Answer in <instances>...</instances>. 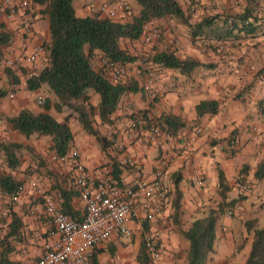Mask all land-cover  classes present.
<instances>
[{
  "label": "crops",
  "instance_id": "crops-1",
  "mask_svg": "<svg viewBox=\"0 0 264 264\" xmlns=\"http://www.w3.org/2000/svg\"><path fill=\"white\" fill-rule=\"evenodd\" d=\"M100 1L77 0L76 4L73 5L72 2V5L76 15L84 16L97 11ZM178 2H186V0H178ZM244 4V0H241V4L234 11H241ZM181 6L183 8V5ZM228 6L231 5L228 3L222 5L221 10L230 11ZM39 8L40 5L31 2L27 10L32 26V36L25 42L27 47L36 41L44 44L48 42V22H41L45 15L41 14ZM136 12L137 10L132 11V9L120 11L117 19L127 20ZM0 21L12 34L9 43L0 45V54H8L10 47H13L14 52L17 53L20 50L18 29L13 27V20L5 17L2 10ZM170 23L175 25L178 22L172 19ZM217 23L220 24V20H217ZM216 26L211 27L213 33L218 29ZM164 34L169 36V30L165 29ZM234 35L235 38L227 34V38L217 41L220 46L219 51L211 49L202 51L190 47L189 50L180 52L176 38V42L169 47L174 49L177 56L189 54L201 62H206L207 57L211 58L210 65L196 66L186 74L173 68L152 64L149 56L157 47L151 46L154 44H143L138 38L121 39L120 45L127 52L144 54L148 60L142 66L138 63L126 72L124 78H129L132 74L140 89L123 93L111 114V121L102 123L103 127L99 132L111 139V144L101 150L94 136L82 129L74 114L67 119L72 134L69 146L72 141L78 143L82 161L92 173L111 172L112 165H115L119 180L151 178L158 160L164 161L166 198L160 211L149 220L142 219L140 223L131 221L129 223L131 233L128 237L113 235L96 243L91 250L96 258V264H138L136 253L142 243L144 230L155 233L158 239L159 257L151 264H185L187 240L180 231L185 230L194 217L203 215L209 208H215L216 203L221 199L218 193V169L221 170L225 182L230 187L226 191V199L234 197L233 188L238 183L237 176L241 175L239 170L242 164H246V172L242 175L243 180L251 181L248 196L256 200L260 199L259 201L264 200V177L256 178L253 175L257 163L264 157V34L252 37L235 32ZM244 40L247 45L244 44ZM174 45L177 48H174ZM93 60L100 63L98 55ZM133 63L135 60L127 62V66ZM149 71L155 72L154 79L150 83L147 82ZM13 74L15 78L9 77L6 72L1 73L0 87L7 88L0 92L1 122H4V115L14 114L21 107H27L32 111L43 110L42 105L35 104L32 98L33 96L36 98L37 94L51 101L55 99L54 94L43 86L44 83H41L37 89H28L25 86L24 73L13 71ZM8 80L13 82L9 84ZM145 85L149 87L145 88ZM88 92L97 101V94L91 89H88ZM204 98L218 100V110L213 114L196 116L194 104ZM142 110H146L145 115L152 118L161 112L171 111L181 117L184 125L172 136L163 133L161 145L143 148L140 146L139 138L133 135L137 129L144 130L145 119L141 114ZM47 111L57 120H63V115L67 112L64 108L56 111L52 105ZM94 119L95 122L100 123L96 114ZM198 125L204 126V131L195 133L194 128ZM6 126L7 131L0 130V137L6 132L4 135L6 140L22 142V149L27 152L29 150L25 145H29L39 156L44 152L41 157L45 164L44 166L37 165V162L35 164L33 160L35 158L30 154L23 160L21 156V163L18 165L21 170L17 167L8 169L6 166L5 170L8 169L13 178L20 182H24L28 176H35L52 193L59 206L63 208L66 203L69 208L66 212L80 216L82 203L76 191L71 188L75 185L69 161L50 159V153L53 151L49 148L47 136L25 137L7 124ZM233 134L236 136L234 147L236 151L233 154L215 147V142L224 141V138ZM114 142H121L122 147H116ZM128 158L133 160V165L125 163V159ZM28 163L31 165L28 166L31 171L23 167ZM175 188L179 191L177 222L172 217ZM32 206H35L33 210ZM258 207L264 214V204ZM2 209H6V213L0 214V236L10 220L8 211L14 212L21 222L17 235L10 236L12 246L4 254L7 260L4 262L23 263L32 260L38 256L44 241L56 237L52 227L45 222L39 197L29 185L16 199H10L0 190V213ZM263 221L264 217L259 225ZM239 235L247 237L242 244L238 242ZM249 245L250 234L245 230L243 223L234 221L222 212L215 224L213 251L210 252L206 264H242ZM1 260L3 261L2 258Z\"/></svg>",
  "mask_w": 264,
  "mask_h": 264
},
{
  "label": "trees",
  "instance_id": "trees-1",
  "mask_svg": "<svg viewBox=\"0 0 264 264\" xmlns=\"http://www.w3.org/2000/svg\"><path fill=\"white\" fill-rule=\"evenodd\" d=\"M29 1L41 5L39 10L47 18L49 38L45 47L48 63L36 76H28L25 79V86L28 89H37L41 83H45L55 99L50 103V100L44 97L43 110L32 111L27 107H21L14 114L4 115L3 121L25 137L47 136L50 150L57 154H65L68 150L72 134L66 121L72 114L82 129L94 136L101 150L111 144L112 140L100 133L93 125L92 116L96 114L100 123H109L121 95L127 91H137L140 86L132 77L124 80H110L101 60L134 61L135 57L121 47L120 40L137 39L146 21L168 16L185 25L191 40L194 41L204 37L219 41L227 38V34L235 38V32L252 37L264 34V0H244L245 4L241 11H221L191 21L189 12L182 8L178 0H135L139 8L127 20L111 18L100 14L99 11L84 16L76 15L72 0ZM217 20H220V24ZM214 25H217L218 29L213 33L211 27ZM11 35L0 21V45L9 43ZM209 44L214 45L213 48L217 46L211 42ZM97 55L100 58V65L94 66L92 60ZM149 59L156 66L173 68L183 74L189 73L196 66L211 64L201 62L189 54L177 56L174 49L170 47L164 50L154 49ZM5 70L9 77L15 78L8 67ZM8 82L11 84L13 81L8 80ZM88 89L97 94L95 104L90 101ZM5 90L7 88L1 87L0 92ZM50 105L56 111H61L63 108L67 110L63 120H57L47 111ZM218 107L219 101L214 98H204L194 104L196 116L205 113L213 114ZM145 112L146 110L141 111L145 119L144 128L151 123L157 124L164 134L172 136L184 125L181 117L171 111L161 112L154 118L146 116ZM229 136L224 139L227 140ZM22 147L23 143L19 141L0 140V153L6 168L14 169L20 165ZM25 147L36 159L37 165H41L43 158L34 153L29 145ZM224 149L230 154L236 151L234 147ZM246 168V164H242L239 170L241 175L237 176L238 183L244 181L242 173L246 172ZM8 169L0 172V190L11 193L20 180L13 178ZM111 174L118 176L115 165H112ZM253 175L256 178L264 177V157L257 163ZM217 177L218 193L221 199L216 203V207L209 208L203 215L194 217L188 227L180 231L187 240L185 264H206V260L210 258V252L213 251L217 218L224 206L230 207L238 200L236 197L226 199L229 186L220 169H218ZM71 188L78 194L77 187L71 186ZM172 205V217L177 222L179 207L177 188L174 189ZM59 207L65 212L69 211L66 203L63 208ZM8 213H10L8 226L0 236V257L3 261H7L4 254L12 246L10 236L17 235L21 223L14 212L8 211ZM243 225L245 230L250 232V245L242 264H264V221L261 225H257L256 218H245ZM136 260L138 264L152 262L143 242L137 250ZM96 263L94 253H91V264Z\"/></svg>",
  "mask_w": 264,
  "mask_h": 264
},
{
  "label": "built area",
  "instance_id": "built-area-1",
  "mask_svg": "<svg viewBox=\"0 0 264 264\" xmlns=\"http://www.w3.org/2000/svg\"><path fill=\"white\" fill-rule=\"evenodd\" d=\"M29 0H3L2 4L8 7L6 16L12 19L13 27L19 31L20 50L15 53L13 47L8 48V54H0V67H8L13 71L23 72L26 78L36 76L48 63L47 49L43 42H32L27 47L26 39L32 36L31 20L27 10ZM97 11L102 15L119 18L120 11H130L129 4L123 0L108 2L101 0ZM172 18L168 16L152 18L142 26L138 39L143 44H154L157 50L169 48L172 37L164 34L166 26ZM107 74L112 81L122 80L127 72V62L110 61L102 59ZM24 69V70H22ZM155 72H148L147 82L153 81ZM149 85H145L148 88ZM11 95V93L9 92ZM36 101L43 105L44 96L37 94ZM204 131V126H196L195 133ZM134 136L139 138L140 146L157 147L163 140V132L157 124H149L141 131L137 129ZM118 148L121 142H114ZM236 136L231 135L225 141L215 142L218 149L235 147ZM50 159L54 161L68 160L72 170L73 183L78 188V196L82 203L80 216L60 209L54 200L52 193L45 188L35 176H28L24 182L18 183L11 193L2 192L10 199H16L29 185L40 199L45 216V222L52 227L56 237L43 242L37 257L23 263L4 262L0 258V264H90L91 250L93 246L113 235L128 237L131 233L129 223L141 222L142 219H151L160 211L166 198V186L164 178L166 171L164 161L159 159L157 167L151 178L138 177L132 181H122L111 174L110 171L90 172L82 161L81 151L76 141H72L65 154L50 153ZM125 163L133 165L132 159H125ZM250 189L249 181H242L234 186L233 191L245 193ZM35 206H32L33 210ZM138 212H140L138 214ZM227 210V216L230 214ZM2 214L6 209L1 210ZM142 242L151 260L159 257L158 239L155 233L144 230Z\"/></svg>",
  "mask_w": 264,
  "mask_h": 264
},
{
  "label": "rangeland",
  "instance_id": "rangeland-1",
  "mask_svg": "<svg viewBox=\"0 0 264 264\" xmlns=\"http://www.w3.org/2000/svg\"><path fill=\"white\" fill-rule=\"evenodd\" d=\"M13 1H15V0H13ZM92 1H94V0H91V2ZM127 1H128L127 3L129 4L130 10L131 9H132V11L138 10L139 5L135 0H127ZM2 2H3V0H0V9L2 10V12H4L5 17H7L6 14L8 12V7L4 6L2 4ZM72 2H73V5H75L77 0H72ZM227 3H228V5L229 4L231 5V6H228L229 10L234 11V10H236L235 8H237L241 4V0H186V2H180V4L183 5V8L186 9L187 12H189L190 21L194 20V19L196 20V18L199 19L200 17L206 16L208 14L220 13L222 11L221 6L227 5ZM1 10H0V12H1ZM46 21H47L46 16H44V18L42 17L41 22L45 23ZM170 28H171V30H170ZM165 29L169 30V32H170L169 37H172V40H173V43L170 44V46L173 45L174 42H176V38L178 39V42H176V43H177L178 48H180V50H181L180 52H185L186 50H189L190 47L195 48V50L201 49L202 51H205L208 49H211L212 51H215V50L219 51L220 50L219 43L217 41H213L212 39H208V38L204 37V38H197L195 41L191 40L188 28L179 22L175 25H174V23H169ZM209 42H211L213 44H217L216 48H213L214 45L213 46L210 45ZM244 44L247 45L248 43L244 40ZM151 46L155 47L156 45H151ZM174 48H177L176 45H174ZM130 54L135 57V63H133L132 65H128L127 71H130L133 66H137L136 64H138V63L139 64L141 63V66H142V64H144V62L145 61L147 62V60H148L147 56L144 54L138 55V52L137 53H130ZM205 60H207L206 62L211 63L210 57H207ZM92 62H93L94 66L100 65V63H97L95 60H93ZM5 68L6 67H4V66L0 67V79H1V73L6 72ZM22 70H24V69H22ZM11 73L13 74V70H11ZM132 76L133 75L131 74L130 77H132ZM23 78H25V75H23ZM126 79H128V78H126ZM43 86L47 87L45 83L43 84ZM0 89H1V87H0ZM32 98L34 100V103L39 105L36 101V98L34 96ZM90 101L91 102L96 101V98L93 97V95H91V94H90ZM49 102L51 103L52 101L50 100ZM0 117H1V115H0ZM93 122L95 123L93 125L100 131V129L103 127L102 123L95 122L94 116H92V123ZM0 130L1 131H7L6 124L4 122H1V121H0ZM5 134H6V132H4V135ZM4 135H1L0 140H6V138H5L6 136H4ZM2 137H4V139H2ZM8 138H10V137H8ZM22 150H23V153H22ZM45 151L47 152L48 150H45ZM20 152L22 155V160L26 159V156H29L31 154L29 151L27 152L25 149H21ZM40 154H41V156H43L44 152L40 153ZM33 160H34V163L36 164V160L35 159H33ZM41 160H42L41 165L44 166V164H45L44 159H41ZM0 166H1L0 172L5 170V164L3 162L1 153H0ZM28 166H31V165L28 163L27 165H25L23 167H24V169L31 171L32 169H28L29 168ZM17 168H18V170H21L19 168V166H17ZM249 180L250 179H248V181ZM249 183L251 185V181H249ZM249 194H250V189H249V191H247L245 193L235 194L234 197L238 198V200L230 207L224 206L222 212H225V214L227 216L226 211L230 210L231 212H230L229 216H227V217H230L231 219H233L234 221H236L238 223H240V222L243 223V219H245V218L254 217V218H256V224L259 225V222L261 221V219H263L264 214H263V212L261 213V208H259L258 206H261V204H264V200L259 201L260 199L256 200V199L249 198V196H248ZM247 233L250 234V232H247ZM246 239H247V237H242L239 235L238 242L242 244Z\"/></svg>",
  "mask_w": 264,
  "mask_h": 264
}]
</instances>
